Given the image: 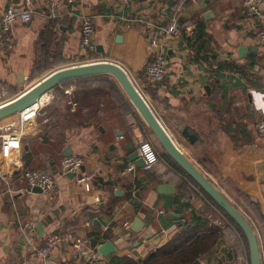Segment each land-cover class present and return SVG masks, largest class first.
I'll list each match as a JSON object with an SVG mask.
<instances>
[{"label": "crops", "instance_id": "1", "mask_svg": "<svg viewBox=\"0 0 264 264\" xmlns=\"http://www.w3.org/2000/svg\"><path fill=\"white\" fill-rule=\"evenodd\" d=\"M30 1L31 20L15 23L9 42L0 32V105L54 71L102 61L118 64L155 105L178 149L209 180L214 176L207 173L214 172L230 190L243 194L258 221L253 229L264 264V136L254 128L264 113V46L255 41L260 23L246 14L243 0H131L127 5L79 0L72 6L56 4L54 20L46 17L53 0ZM23 6L25 0H0V16L8 7ZM83 16L94 20L92 51L79 47ZM173 22L174 33L168 30ZM242 46L248 52L240 58ZM253 47L256 51H249ZM156 53H163L168 71L162 83L150 85L145 67ZM233 65L241 71L231 69ZM96 79L55 89L34 134L20 149H6L0 142V264H144L180 234L193 211L208 208L191 185L192 197L183 193L182 174L143 142L133 114L126 120L127 132L117 126L125 121L124 115L113 116L117 109L96 102V96L78 95L77 87ZM128 106L131 115L135 111ZM44 118L48 123L41 125ZM145 144L156 161L136 168L127 157L137 150L143 159ZM67 149L70 157L83 160L80 174L92 176L89 191L68 174H57ZM129 166L134 170L128 171ZM40 169L58 175L55 188L49 194L20 192L27 185L24 174ZM159 185L172 186L175 193L160 194ZM23 225L29 226L25 232ZM205 227L197 226L195 232ZM54 239L60 242L42 261L37 251ZM107 242L114 252L104 256L99 249ZM224 245L219 237L212 253L198 263L232 264L234 255Z\"/></svg>", "mask_w": 264, "mask_h": 264}, {"label": "water", "instance_id": "2", "mask_svg": "<svg viewBox=\"0 0 264 264\" xmlns=\"http://www.w3.org/2000/svg\"><path fill=\"white\" fill-rule=\"evenodd\" d=\"M206 17L207 16H205V18ZM249 51H256V48L253 47L249 49ZM247 52L248 50L243 46L238 49L240 58ZM99 77H108L117 83L142 123L147 127L161 147L162 151L195 183L198 189L219 207V209H221L239 228L247 244L249 264H263L258 238L251 223L213 184V182L178 149L157 116L153 113L149 104L130 79L129 75L118 64L102 61L54 71L17 98L0 105V120L33 107L42 96L52 93L65 83ZM131 148L132 147L127 145V151ZM70 155L71 153L69 149H67L65 151V158H69ZM127 159L130 163H133L136 168L144 167V161L139 157V152L137 150L132 151ZM68 176L74 178L75 174L71 173L68 174ZM33 190L42 193L40 189L35 188ZM157 191L160 194L167 195L175 193V189L169 185H159ZM113 252L114 248L108 242L99 249V253L104 256H108Z\"/></svg>", "mask_w": 264, "mask_h": 264}, {"label": "built area", "instance_id": "3", "mask_svg": "<svg viewBox=\"0 0 264 264\" xmlns=\"http://www.w3.org/2000/svg\"><path fill=\"white\" fill-rule=\"evenodd\" d=\"M79 0H53L49 14L46 16L50 20L57 18L58 13L55 8L58 3H65L66 5L72 6ZM123 5H127L131 0H118ZM243 6L248 16L255 17L260 23V29L256 35V43L260 46H264V0H243ZM57 7V6H56ZM33 9L31 7V1L25 0V6L23 7H8L0 16V32L5 42L10 41V31L15 23L26 24L31 20ZM177 24L173 22L168 28L170 32L176 31ZM79 47L85 51H92L95 48V29L94 20L91 16H83L80 19V39ZM168 71V61L164 57L163 53H156L145 67L144 78L150 85H159L165 79ZM68 92V91H67ZM70 93V92H68ZM47 100L44 104L37 105L25 110L24 112L14 114L10 117L0 120V142L6 149L18 150L22 146V142L27 137L34 134L37 119L41 115L42 110L46 104L51 100V95L47 94ZM71 108L76 106L75 103H70ZM48 123V119L44 118L41 121V125ZM255 131L259 136H264V113L255 122ZM141 155L143 161L146 164H152L156 161V156L151 152L148 145L141 147ZM83 160L80 157H69L64 158L60 161L59 169L57 174L67 175L74 173V179L77 184H82L86 191L90 190L91 175H81L80 169L82 167ZM134 170V166H129L128 171ZM58 176V175H57ZM47 169H40L29 171L24 174V180L26 181V187L20 192L29 193L32 189H40L42 193L49 194L55 188L56 177ZM29 228L28 225L20 227L22 232H25ZM59 239L48 241L46 246L38 250V255L45 261L46 257L50 253L51 249L55 244L59 243ZM82 255L85 252L81 251ZM138 264H142L141 262Z\"/></svg>", "mask_w": 264, "mask_h": 264}, {"label": "rangeland", "instance_id": "4", "mask_svg": "<svg viewBox=\"0 0 264 264\" xmlns=\"http://www.w3.org/2000/svg\"><path fill=\"white\" fill-rule=\"evenodd\" d=\"M134 85L136 86V88L138 90H140L135 83H134ZM85 86L86 85H84L82 87L79 86L76 88V90H78V91H76L78 93V95H80V93L83 92L85 97H87L90 94V96H92L95 99V96H96V100H97L96 102H101V103H103L104 106L107 105L109 107V106L115 105L116 99L120 98L125 103L124 105H125L126 109H122L121 115L113 113V116L117 117V115H119V116H121L120 118H122V115H124L125 121H123L121 119V123H118L117 126L121 129H125L126 125H128L126 123L127 122L126 120L128 119V121H129L132 114H133V122H135L136 124H139L141 127L140 132H141V134H143L142 136H144V139H142L143 142H149L156 149L159 156L160 155L162 156L163 151H162L161 147L159 146V144L157 143V141L155 140L153 135L141 123L137 114H135V112H133V113L131 112V115H130V113L127 111L128 110L127 107L129 108V106H128L129 102L126 99V97L124 96L123 92L120 90L119 86H116L114 84L115 87L119 88L118 93H116V90L113 92H109V87H108L109 83L99 84L98 82H94L91 85H89L88 90L84 88ZM98 88H99V90H98ZM80 90H82V91L79 92ZM77 93H76V95H77ZM76 95L74 96V99H75ZM146 102L149 104L150 107L153 106V107H151V109H152L153 113L156 116H158L159 113H158V110L155 107V105L153 103H149L148 101H146ZM50 105L53 106L54 102ZM198 166L209 168V167H207L208 165H206V166L205 165H198ZM207 174H209L210 176H214V179H212V180L216 184L217 188H219L222 191V193L228 198V200H230L232 202V204H234L237 208H239L242 211V214L244 216H246V218H248L249 222L251 223L253 228L256 230V226L258 225V223H257L258 221H256L255 217L252 215V213L249 212L250 208L248 209L247 200L244 198L243 194L240 195V192L238 193L234 189L230 190L228 185L224 181L215 178L217 175H215L214 172H209ZM192 187L195 191L193 194H195V193L199 194L198 188L196 186H192ZM183 193L185 195H187L184 191H183ZM189 194H190V197H192V193H189ZM193 199L196 200L194 197H193ZM200 199L203 200L201 202L204 203L205 200L202 198H200ZM203 203H201V204H203ZM209 205L210 206H208V208H206V207L202 208V206H201L200 209H202V210H201V212H199V214L203 217L204 220L205 219L208 220V222L211 223L214 227H218L220 229V232L218 235L220 237V240L221 241L224 240V244H225L224 247L227 250L229 249L230 250L229 252H231L234 255V260H232V264H239L240 261L242 264H249L247 246H246L245 241L242 238L239 230L234 225L227 222L226 218L221 213L218 212V210L214 207L213 204H209ZM217 217H219L221 222H222L221 226H218L220 224H215L216 221L218 220ZM214 230H217V229H214ZM204 257L205 256H203L202 258H204ZM202 258L199 259V262H201Z\"/></svg>", "mask_w": 264, "mask_h": 264}, {"label": "trees", "instance_id": "5", "mask_svg": "<svg viewBox=\"0 0 264 264\" xmlns=\"http://www.w3.org/2000/svg\"><path fill=\"white\" fill-rule=\"evenodd\" d=\"M198 27V31H200L198 35H201L203 31L202 25ZM231 69H233L234 71H241V69L235 65L231 66ZM94 82H98L99 84L109 83V92L115 91L114 84L117 85V83L113 79L107 80L106 77H99ZM84 88L88 90L89 86L86 85ZM70 103L77 104V99L75 98L71 100ZM124 104L125 103L120 98H117L115 105H112V110L117 109V114L121 115L122 109H126ZM124 130L129 132L130 125H126ZM161 158L163 161L170 163L176 170H178L182 174L183 178L179 184V187L182 188L186 194H188V197H190L189 193L191 192L188 190V187H190L188 185L196 186L195 183L185 173H183L164 152ZM198 192L199 194L195 193L197 194V200L203 201L200 198L204 199L205 206H210L209 204H213L218 212L226 218L227 222L231 223L239 230V228L229 219V217L221 209H219V207H217L201 190L198 189ZM197 226L198 228L203 229L206 226V222L202 221L201 215L197 211H193L191 213L189 221L184 220L181 226L180 234L177 235L172 241L168 242L164 247L156 250L144 262V264H199L198 262L200 258L212 253L213 248L215 247V244L219 239V231L205 227L202 233L198 234L195 232ZM239 232L244 239L240 230Z\"/></svg>", "mask_w": 264, "mask_h": 264}, {"label": "bare ground", "instance_id": "6", "mask_svg": "<svg viewBox=\"0 0 264 264\" xmlns=\"http://www.w3.org/2000/svg\"><path fill=\"white\" fill-rule=\"evenodd\" d=\"M47 94H45L44 96H42L39 100H38V102H37V105H40V104H44L45 102H46V100H47Z\"/></svg>", "mask_w": 264, "mask_h": 264}]
</instances>
